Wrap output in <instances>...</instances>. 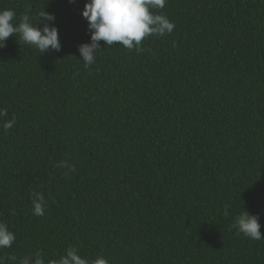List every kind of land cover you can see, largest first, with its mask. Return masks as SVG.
<instances>
[{
    "label": "trees",
    "instance_id": "obj_1",
    "mask_svg": "<svg viewBox=\"0 0 264 264\" xmlns=\"http://www.w3.org/2000/svg\"><path fill=\"white\" fill-rule=\"evenodd\" d=\"M87 2L0 0L16 22L54 14L61 44L0 48V107L16 119L0 126V219L16 235L0 255L264 264V239L233 227L244 209L264 236V0H168L170 35L140 53L115 42L85 69Z\"/></svg>",
    "mask_w": 264,
    "mask_h": 264
},
{
    "label": "clouds",
    "instance_id": "obj_2",
    "mask_svg": "<svg viewBox=\"0 0 264 264\" xmlns=\"http://www.w3.org/2000/svg\"><path fill=\"white\" fill-rule=\"evenodd\" d=\"M72 2V0H70ZM168 0H88L85 3L82 16L88 22L90 42L78 46L85 69H89L96 63L98 52L103 48H110L118 42L128 50L136 53L143 51L142 42L150 36L164 37L170 35L174 29V22L170 21L163 10ZM16 13L12 9L0 10V48L5 47V42L10 36L18 35L26 45L33 46L41 54L49 50L59 52L61 44L58 29L52 23L55 21L54 14L42 11L35 23L30 14L22 15L18 22L15 20ZM43 25L42 27L38 25ZM100 41H104L102 47ZM6 108L0 107V126L5 131L12 129L16 123L13 116L8 119ZM57 167H65L69 171H75L74 165L60 162ZM33 215L43 216L48 207L45 195L40 191L31 192ZM223 215H229L226 207ZM233 227L237 235H243L251 240L259 241L262 236L258 215L241 211L235 218ZM16 240L15 233L10 230L9 224L0 219V249L10 248ZM46 264L44 256L37 251L21 258L10 255L7 258L0 255V264ZM47 264H109L105 257L98 256L89 259L81 256L76 246H69L66 253L59 259L49 260Z\"/></svg>",
    "mask_w": 264,
    "mask_h": 264
}]
</instances>
